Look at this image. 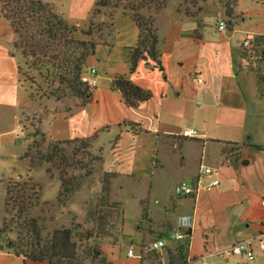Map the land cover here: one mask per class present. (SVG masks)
<instances>
[{"label":"crops","instance_id":"0c3cea01","mask_svg":"<svg viewBox=\"0 0 264 264\" xmlns=\"http://www.w3.org/2000/svg\"><path fill=\"white\" fill-rule=\"evenodd\" d=\"M93 3L66 0L55 6L70 24L83 27ZM226 19L223 8L219 18L204 24L166 12L156 20L163 71L146 58L128 74L129 51L136 45L138 30L128 16L116 15V26L88 63V70L96 71L97 84L89 102L48 113L40 124L54 141L95 136L93 147L101 152L104 165L117 174L111 198L123 205L125 190H133L126 195L136 208L134 230L125 232L123 205V243L127 246L119 252L123 262L117 263L112 256V264H129V248L137 253L142 242L168 237L180 223L188 224L190 232L188 264H200L202 259L231 264L223 251L264 232V151L244 146L222 155L225 142L264 145V103L257 97L256 78L235 65L238 34L243 35L241 41L264 35L257 30L241 31L242 16L232 28ZM220 22L224 30L218 29ZM15 40L11 25L0 16V139L24 128L23 114L30 105ZM117 75H126L149 91L150 99L137 109L128 107L120 92L111 88ZM183 129L195 130L197 136L181 138ZM201 165L216 174L201 175ZM215 178L219 185L207 191ZM182 180L197 185L198 192L177 196L175 187ZM0 258V264H11L16 257L2 250Z\"/></svg>","mask_w":264,"mask_h":264},{"label":"trees","instance_id":"16d2710c","mask_svg":"<svg viewBox=\"0 0 264 264\" xmlns=\"http://www.w3.org/2000/svg\"><path fill=\"white\" fill-rule=\"evenodd\" d=\"M57 1L61 0H0V16L11 25L16 37L14 50L19 53L23 65L43 79L45 89L42 95L46 99L56 102L67 98L77 99V107L89 102L91 90L80 78L87 72L96 47L102 44L95 40V36L114 27V16L117 13L128 16L138 30L136 45L129 51L128 74L133 73L138 62L146 58L152 60L158 70L163 71L160 59L162 41L158 37L155 15L167 7L169 0H95L86 29L70 24L56 9ZM237 1L231 0L229 3L226 0L224 7L228 22L233 17ZM108 8L114 10L109 14L110 22L95 24V18L103 9ZM261 42V38L256 37L252 46H259ZM258 57L263 61L264 53H259ZM19 69L21 71V66ZM256 79L258 89L264 83V78L256 75ZM111 88L120 92L124 103L132 109H137L140 103L151 97L149 91L134 85L126 75L115 76ZM262 97L263 92L260 95ZM31 137V145H28L21 157V160L27 161L29 171L43 164H66L68 157L60 148L62 145L76 142L87 149L95 138L92 136L73 141H54L37 128H34ZM222 145L223 156L236 153L244 146L264 151V145L229 142ZM98 153L95 157L90 153L86 154L101 163L102 154L100 151ZM78 168L86 170V177L101 170L99 166L94 170L86 164H80ZM101 172L98 191L86 209L91 226L84 227L72 216L69 227L56 228L49 233H44L40 219L31 215V211L39 206L36 187L29 179L8 181L4 198L7 217L3 221L0 236L8 231H15L16 239L7 242L5 247L0 245V251L5 250L16 258H21L23 264H112L102 246L104 243L115 246L126 240L123 233L124 209L122 202L111 198V183L117 174L105 169ZM59 180L61 189L57 201L64 208L66 199L76 187L66 178L64 169L59 174ZM145 215L144 209L142 217ZM183 234V239L168 242V246L163 248L162 252L166 254L165 264H188L190 232L184 230ZM138 247L139 264L153 257L158 258L162 253L148 251L147 246L144 249L142 245ZM145 249L146 257L143 256Z\"/></svg>","mask_w":264,"mask_h":264},{"label":"rangeland","instance_id":"374dc122","mask_svg":"<svg viewBox=\"0 0 264 264\" xmlns=\"http://www.w3.org/2000/svg\"><path fill=\"white\" fill-rule=\"evenodd\" d=\"M65 1L66 0H61ZM57 1V2H61ZM231 3V0H228ZM95 2V0H94ZM226 0H169L167 7L161 10L155 15V19L159 20L166 12L173 13V15L184 18H195L200 23H210L211 20H216L220 17V14L225 11ZM94 6V3H93ZM92 11V9H91ZM90 11V12H91ZM113 9H103L101 14L94 20L95 24L109 23V14L113 13ZM115 14L114 19L116 15ZM121 15V14H120ZM244 19L242 23V29L257 30L258 33L264 35V1L260 0H238L235 6V12L233 11V17L226 23L232 28L234 23H240V18ZM91 17V16H90ZM90 19V18H89ZM89 21V20H88ZM81 27L86 29L89 22ZM225 22V20H224ZM79 24L83 25L82 21ZM116 26V23H115ZM111 30L99 32L95 36V40L103 42L107 39ZM238 39L242 40L243 35L238 34ZM261 38L259 46L244 47L242 44L245 41H239L238 51L235 53V65L237 70L251 73L255 76L264 78V60H259V53L263 52L264 36H258ZM250 41V43H252ZM21 66V78L22 83L29 93L30 105L29 108L24 111L23 119L25 132L23 135L13 133L0 139V230L4 219L7 217L4 208L5 187L8 181L18 182L29 179L32 185L36 187L39 196V206L31 211L33 217L40 219L44 233H49L51 230L61 227H69L71 224V217H75V221L82 224L84 227H90L91 223L87 216V206L92 200L94 194L98 191L99 180L102 177L104 169L109 170L104 164L94 161L93 158L87 156L86 153H90L92 157L99 155L98 151L93 147L91 143L89 148H83L79 143H71L69 145H62L60 148L66 152L68 157L66 164H43L40 167H36L32 170H28L27 161L21 160V157L28 145H31V134L34 132V128L44 131L41 122L46 121L48 113L55 114L60 113L62 110H72L77 108V99H64L56 102L53 99H46L42 95L45 85L43 79L38 74L28 69L20 59L19 53L16 51ZM256 74V75H255ZM257 81V79H256ZM264 96V83L257 89V97L264 103V97L260 98V95ZM251 110V105H250ZM264 111V106H263ZM47 123V122H46ZM33 125V127H32ZM48 124H45L47 128ZM17 130V129H16ZM44 133V132H43ZM258 133V126H257ZM48 139V138H47ZM80 164H86L88 167L96 170L99 166L100 172H93L89 177L85 176L86 170H81ZM70 165V166H69ZM64 169L66 172V178L72 181V186L76 187L73 193L66 199V206L60 207L57 201L59 191L61 189V183L59 180V174ZM99 170V169H98ZM110 171V170H109ZM132 189L127 188L125 190L123 199V205L125 207V232L131 234L134 230L136 220V208L133 201L127 197L126 193ZM133 191V190H132ZM141 192L140 189L136 190ZM123 207V209H124ZM16 239L15 231H8L0 236V245L5 247V244L9 241ZM154 239V238H153ZM153 239H147L142 242L143 249ZM123 243V242H122ZM120 243L119 245L112 246L110 243H104L102 246L103 252L109 257L113 256L117 263H122L123 259H119V252L122 247L126 248V243ZM136 251L139 253V247H136ZM256 258L252 262H247L244 258L230 257L231 264H264V253L258 251L257 245H255ZM162 252V251H161ZM146 249L143 252V256L146 257ZM159 253V252H158ZM1 259V258H0ZM2 259L6 260L7 257ZM129 264H137L138 259L128 260ZM210 262V261H207ZM165 264L166 254L162 252L159 257L151 258L143 264ZM213 263V262H212ZM11 264H23L21 258H14L11 260ZM214 264V263H213Z\"/></svg>","mask_w":264,"mask_h":264},{"label":"built area","instance_id":"2783aa9c","mask_svg":"<svg viewBox=\"0 0 264 264\" xmlns=\"http://www.w3.org/2000/svg\"><path fill=\"white\" fill-rule=\"evenodd\" d=\"M260 1H264V0H260ZM218 29L219 30L225 29L224 22L218 23ZM249 44L250 41L246 39L242 45L247 48L250 46ZM95 76H96V71L95 69L91 68L86 73L81 75L80 81L85 85H87V87L90 90H92L97 86L96 81L94 79ZM16 133L18 135H23L24 134L23 127H19ZM195 136H197V132L191 129H183L179 133V137L181 138H193ZM199 172L201 175H206V176H211L216 174L214 169L205 165L200 166ZM219 183H220L219 179L217 178L213 179V181H211L207 185L206 190L211 191L214 187L218 186ZM198 190L199 188L197 185L190 184L187 181L182 180L175 187V194L177 196H193L198 192ZM261 204L264 206V202H261ZM263 226H264V222H263ZM182 229L187 230L188 224L180 223L176 229H174L169 233L167 239H154L150 241L147 245V250L151 252H161L163 248L167 246L168 242L179 241L183 239L184 234ZM255 245H257L259 252L264 251V232L259 234L256 238L252 240L241 241L232 245L230 248L226 249L221 254L227 258L240 257V258H244L247 262H252L255 260L257 255L255 251ZM126 255L130 259H138V260L140 259V256L132 248H129L127 250ZM207 261H208L207 259L206 260L202 259L200 264H213L212 262H207Z\"/></svg>","mask_w":264,"mask_h":264}]
</instances>
